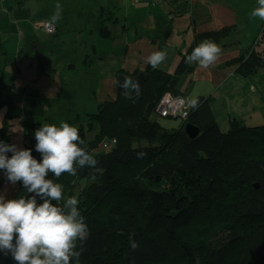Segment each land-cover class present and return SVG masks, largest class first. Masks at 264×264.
Returning a JSON list of instances; mask_svg holds the SVG:
<instances>
[{
  "label": "trees",
  "instance_id": "16d2710c",
  "mask_svg": "<svg viewBox=\"0 0 264 264\" xmlns=\"http://www.w3.org/2000/svg\"><path fill=\"white\" fill-rule=\"evenodd\" d=\"M233 31L235 25L196 34L173 74L151 66L145 72L119 70L116 82L147 75L136 98L125 99L116 83L115 99L99 103L94 113L69 119L70 125H79L84 146L103 169L95 181L88 168L56 181L63 185L65 198L79 193L80 211L89 226L81 264H264V124L247 126L229 115L222 130L211 96L198 97L196 108L187 104L186 118L182 112L177 118L158 112L166 95L180 97V79L195 71L197 65L186 64V56L204 40L238 48L239 41L234 46L227 42ZM263 45L264 22L252 45L238 48L239 56L226 65L237 66L235 73L242 78L259 74L264 70ZM6 56V40L0 37V110L11 111L18 94ZM160 118L181 123L168 130ZM43 124L24 122V148L32 149L37 160L34 133ZM189 124L200 130L195 140L185 133ZM139 152L146 153L144 158L137 157ZM18 185L16 198L26 195Z\"/></svg>",
  "mask_w": 264,
  "mask_h": 264
},
{
  "label": "crops",
  "instance_id": "0c3cea01",
  "mask_svg": "<svg viewBox=\"0 0 264 264\" xmlns=\"http://www.w3.org/2000/svg\"><path fill=\"white\" fill-rule=\"evenodd\" d=\"M172 1L174 2L166 1L160 7L144 1L115 0L106 14L109 18L104 19L103 15L99 20L100 23L107 24L105 32L108 31L110 36H106L100 29L99 37L105 40L102 39L93 45L96 55L93 60H90L85 49H71L64 45L66 37L61 28L64 30L72 28L75 32H82L84 29L81 26L84 22L81 18L72 20L71 0H49L46 6L42 7L38 2L21 0L1 3L0 37L8 39L14 33L20 37L25 31H29L28 36H31L32 29L38 30L37 24L49 22L58 3L63 6V13L62 18L55 24L60 28L56 38L48 44L42 45L37 40L36 44H33L34 48L40 47L39 52L46 55L45 62L40 64L38 71L34 70L35 63L25 70L22 50L20 48L17 50L21 61L16 62V67L11 70L9 76L10 81L16 86L19 101L17 107L11 111L8 108L0 110V140L24 148L27 145L25 121L59 126L60 119L68 123L74 115L96 111L99 103L117 97L116 76L119 70L131 73L145 72L150 66L147 57L153 52L166 48L168 58L159 70L175 73L181 55L188 52L196 34L234 25L237 14L243 15L248 10V2H253V0ZM95 2L105 3V0ZM106 2V8L112 4L109 0ZM29 3L32 4L31 7L28 6ZM152 6L161 9L162 12V16L153 22L151 21L153 15L149 13ZM199 14L202 16L199 17ZM82 17L85 20L87 18V22L91 18L89 14H83ZM115 24L119 27L117 31L114 29ZM113 33H117L119 39ZM173 35L179 42H170ZM120 39L121 42L118 43L117 40ZM220 47L221 55L209 69L197 66L192 74L180 79L177 85L180 98L187 101L189 97L211 96L217 101L219 95L230 94L232 88L228 82L237 75L235 73L237 66H227L226 63L238 57L239 51L222 44ZM32 58L36 59V56L32 55ZM80 71L86 73L80 75ZM158 121L168 130L178 128L181 123L161 118ZM3 173V170H0V194H4L6 199H16L19 185L18 183L11 185L6 178L2 179Z\"/></svg>",
  "mask_w": 264,
  "mask_h": 264
},
{
  "label": "clouds",
  "instance_id": "9594fccd",
  "mask_svg": "<svg viewBox=\"0 0 264 264\" xmlns=\"http://www.w3.org/2000/svg\"><path fill=\"white\" fill-rule=\"evenodd\" d=\"M257 5L249 19L264 21V0H257ZM55 9L50 27L62 18L63 6L58 3ZM221 52L215 41L204 40L186 56L185 63L209 69ZM167 58L165 48L149 55L147 63L157 70ZM116 83L125 99L140 93L139 82L131 77ZM187 104L196 108L199 100L189 97ZM34 138L40 160L32 155V149L0 140V170L11 185L20 182L26 191V195L16 199L0 194V251L10 253L17 264H81L84 242L90 236L89 226L80 211L79 193L65 198L63 185L56 181L65 173L76 176L84 168L91 170L90 180L95 181L103 169L94 153L84 146L76 126L67 122L59 126L43 124L35 130ZM145 155L139 152L137 157L142 159ZM50 174L56 179H50ZM129 242L133 249L138 247L133 237Z\"/></svg>",
  "mask_w": 264,
  "mask_h": 264
},
{
  "label": "rangeland",
  "instance_id": "374dc122",
  "mask_svg": "<svg viewBox=\"0 0 264 264\" xmlns=\"http://www.w3.org/2000/svg\"><path fill=\"white\" fill-rule=\"evenodd\" d=\"M27 2H38L40 3L41 7L46 6L49 0H21ZM112 4H109L106 8L107 2L105 3H96L95 0H71V10L73 11V21L75 19H82L84 22L81 26H83V31L75 32L72 28L69 30L60 29L56 25L53 26L54 31L53 33L49 34L46 30L43 29L45 25H48L45 22H41L37 24V31H31V36H28L29 31H25L20 37H17L14 33L12 36L8 38L3 37L6 40V51L7 56L4 58L9 61L7 64V70L11 73V70L14 69L16 66L17 61H21L19 55H17V50L20 48L22 50V61L24 63V69L26 70L32 63H35V72L39 70L40 64L45 62L44 57H46L44 52H39V49L34 51V43L38 41L39 43L48 44L49 41H53L56 38V34L59 32V29L63 32V35L66 37L65 46L70 47L71 49L77 48L78 50H86V54L90 57V60L96 56L93 51V45L98 44V42L105 40V38H100L99 31L100 29L106 31V25L104 22H99L101 17L104 15L105 18H109L106 14L108 10L112 7L115 0H109ZM256 1V3H255ZM9 3V0H0V5ZM101 3V4H100ZM31 3L28 4L31 7ZM257 0H253V2H248V10L243 14H237V20L234 22L236 26V31H233L227 42L229 45L233 46L239 41V47L243 50L248 49L252 43L254 42L255 38L259 34V30L264 21L260 20L259 18H255L253 20L249 19V15L251 11L257 7ZM66 9V7L64 6ZM103 10V11H102ZM105 11V14H103ZM150 14L153 15V22L154 19L159 18L162 16L161 9L152 6L151 10L149 11ZM83 14L90 15V21L86 20L82 17ZM202 14H199V17ZM92 18H95L92 19ZM107 21V20H106ZM105 21V22H106ZM49 23V22H48ZM76 26V25H75ZM113 27V24H111ZM121 27V25H120ZM119 27L114 26L115 31L118 30ZM21 30V29H19ZM120 30V29H119ZM103 31V32H104ZM115 37L118 38L117 33H113ZM106 36H110L106 34ZM78 40L77 42L75 40ZM119 39V38H118ZM37 40V41H36ZM117 42H121L117 40ZM170 42H179V39L176 40L175 36L173 35L170 38ZM226 42V41H225ZM60 47V45H59ZM264 47V45H263ZM235 48V50H238ZM54 49V48H53ZM59 49V48H58ZM58 49L55 51L57 52ZM261 49V47H259ZM32 55L36 56V59L32 58ZM93 66V63H92ZM33 71V70H32ZM30 72V71H29ZM38 73V72H37ZM36 73V74H37ZM86 72L80 71L81 74H85ZM30 74V73H29ZM95 74V72H94ZM228 85L232 88L230 94L225 96L219 95V100L214 101L213 109L214 111L218 112L221 116L219 118V122L221 124L222 130H226L228 127V118L229 115L232 118H236L238 120H243L247 126H258L264 124V70H262L259 74L249 77V78H242L239 76H235V78H231L228 82ZM53 93V92H52ZM19 98V96H18ZM19 101V100H18ZM96 111H92L94 113ZM90 113V114H91ZM57 122V121H54ZM59 122H64L62 119ZM53 123V122H52ZM76 126V125H73ZM79 129V125H77ZM95 136V135H94ZM93 138V137H92ZM219 232L222 229L218 230ZM222 235L225 232H221Z\"/></svg>",
  "mask_w": 264,
  "mask_h": 264
},
{
  "label": "built area",
  "instance_id": "2783aa9c",
  "mask_svg": "<svg viewBox=\"0 0 264 264\" xmlns=\"http://www.w3.org/2000/svg\"><path fill=\"white\" fill-rule=\"evenodd\" d=\"M135 1H144L152 5L161 6L164 4L166 0H135ZM48 24V23H47ZM44 30L47 31V33L51 34L54 31L53 26L45 25L43 27ZM187 106V101L183 100L180 97L174 98L171 95H166V97L163 99V101L160 103L158 112L159 114L164 117H172L177 118L179 113L182 112V118H186L188 113L183 111V109ZM109 144L103 143L102 148L108 149ZM5 178L4 173L2 174V179Z\"/></svg>",
  "mask_w": 264,
  "mask_h": 264
},
{
  "label": "water",
  "instance_id": "95a60500",
  "mask_svg": "<svg viewBox=\"0 0 264 264\" xmlns=\"http://www.w3.org/2000/svg\"><path fill=\"white\" fill-rule=\"evenodd\" d=\"M36 51V48L33 49ZM147 78V75L145 73H140L137 77L134 78V80H137L139 82V85L142 89L143 84L145 83ZM140 89V91H141ZM137 96H133V98H136ZM185 133L191 140H195L200 135V130L193 125H187L185 127ZM15 241H13L14 243ZM0 264H17V262L12 258L10 253H6L4 251H0Z\"/></svg>",
  "mask_w": 264,
  "mask_h": 264
}]
</instances>
